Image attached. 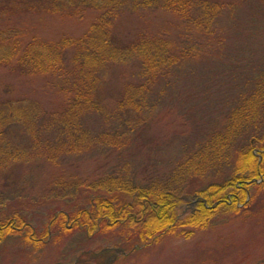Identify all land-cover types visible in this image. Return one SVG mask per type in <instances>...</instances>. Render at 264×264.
I'll list each match as a JSON object with an SVG mask.
<instances>
[{
    "label": "trees",
    "instance_id": "16d2710c",
    "mask_svg": "<svg viewBox=\"0 0 264 264\" xmlns=\"http://www.w3.org/2000/svg\"><path fill=\"white\" fill-rule=\"evenodd\" d=\"M256 1L258 6L248 0H0V67L33 86L21 97L9 85L0 91V166L37 160L62 168L82 152L113 163L91 178L51 175L46 202L82 193L87 202L53 214L52 229L69 232L70 218L85 237L112 230L133 248L164 235L188 237L185 228L263 208L264 62L258 67L253 44L264 34V0ZM88 16L77 35L45 32L53 19ZM129 16L136 18L134 26L121 29ZM253 66L259 73H246ZM178 85L190 88L187 101L175 99ZM207 87L214 89L211 102L200 91ZM34 90L51 106L31 99ZM171 94L172 104L166 100ZM195 101L196 123L185 109ZM171 105L188 125L183 131L174 123L180 139L175 158L165 159L163 150L158 161L150 154L165 144L152 148L146 133L164 119L162 107ZM219 105L221 127L217 113L216 121L211 116ZM21 127L28 140L23 147L7 137ZM142 154L151 162L137 165ZM193 194L200 199L180 214ZM13 218L19 230L29 225ZM10 231L2 229L0 239ZM95 257L83 253L80 264H93Z\"/></svg>",
    "mask_w": 264,
    "mask_h": 264
},
{
    "label": "rangeland",
    "instance_id": "374dc122",
    "mask_svg": "<svg viewBox=\"0 0 264 264\" xmlns=\"http://www.w3.org/2000/svg\"><path fill=\"white\" fill-rule=\"evenodd\" d=\"M248 1L255 6L259 5V1ZM258 15L260 16V14ZM262 18H264V15ZM89 19L88 16L84 20L76 22L56 18L51 20L45 32L48 36H51V34L56 36L62 31L77 35L84 30ZM253 20H256V18ZM134 22H136L135 17H125L121 21L120 28L123 30L132 28ZM253 22L260 25L257 21ZM253 46L259 54V57H257L259 67L264 62V60H261L264 59V34L256 37ZM212 68V66L209 67V69ZM252 69V71H244V73H251L252 75L259 73V71H254V66ZM6 71L5 68L0 67V91L8 85L17 97L31 91L33 86L26 84L24 79ZM200 71L202 70L199 69L197 73ZM204 72H201L203 74L199 73L201 77ZM182 74L185 75L184 72ZM174 88L176 89L175 94H177L175 99L181 98L187 101L186 98L190 88L182 85ZM198 89L195 88V92ZM200 91L205 94L206 100L209 98L208 102L212 101L210 97H215L213 94L214 89L211 87ZM172 96L173 94L166 98L167 103L172 104L175 102ZM29 97L40 101L45 107L51 106L49 97L44 96L38 90L31 92ZM226 105L228 103L223 105L224 108H226ZM223 106L215 107L214 114L211 115L215 120L217 113L220 121L215 125L219 127H221L222 120H224L220 112V108L223 109ZM169 107L171 108L167 110L162 107L164 119L160 123H153L146 133L152 148L155 144L159 145L157 141H162L161 143L165 144V149H163V145L160 146V152H157L159 154H155V150H152L154 152L150 154L157 157L158 161L163 155V150L166 151L164 153L166 154L165 159L171 161L175 158L177 153L175 149L178 147L175 142L180 139L174 138L173 129L179 128L174 123H179L183 131L187 129L188 125L182 123L184 119H181V117L184 115L175 116L173 110L178 108L176 105ZM203 107V105L200 106V108ZM185 109L190 116H195L193 122L196 123L199 115L197 102L195 101L193 105L187 103ZM21 130L22 127L16 133L12 132L7 136L12 143L18 144L19 147L28 144V140L21 133ZM146 152L141 151L140 153ZM73 159L76 161H73L72 164L67 163L62 168L41 165L37 160L29 163L15 162L9 166H0V231L2 229H13L0 239V264H80L82 255L86 252H92L94 256H97L92 261L93 264H264L262 263L264 259V206L263 208L260 207L257 214L251 216H228L225 214L216 218L204 228H185V230H190L188 237L176 236L175 234L164 235L158 241L139 243L134 245L133 248L126 247L122 243L120 234L113 233L112 230L108 233L101 232L96 235L93 233L86 236L89 238L86 239L81 228L72 227L70 218L66 219L65 223L68 228L66 230H70L69 232L52 229L50 223L53 214L55 215L56 212L60 211L67 212L76 204L86 206L87 202L85 193H82L78 199L51 200L49 198L48 200L47 198L48 202H46V197L49 194L46 189L49 186L48 180H50L51 175L55 177L63 173L65 175L77 173L80 177L88 176L91 178L113 166V163L108 160L106 162L102 159H89L87 153L83 152L77 157H73ZM137 160L139 161V163L135 161L137 165L147 161L151 162V159L148 160L147 155L143 154L137 156ZM138 169L143 171L141 167H138ZM138 169L136 168V170ZM227 174L228 172L224 176ZM204 185V182L201 183V187ZM199 199L200 196L191 195L188 202L181 205L179 213L186 214L189 212ZM17 216L24 219L25 223L30 226L25 225L19 230L20 221L13 218ZM8 218H11V220H8ZM20 224H23L22 221ZM29 229L31 230L29 231ZM46 229L49 232L48 236ZM101 253L105 256H101Z\"/></svg>",
    "mask_w": 264,
    "mask_h": 264
}]
</instances>
